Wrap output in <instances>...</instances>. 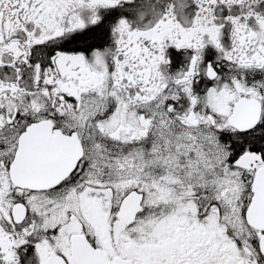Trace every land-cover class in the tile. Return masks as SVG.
<instances>
[{
	"label": "snow or ice",
	"instance_id": "6c2138e0",
	"mask_svg": "<svg viewBox=\"0 0 264 264\" xmlns=\"http://www.w3.org/2000/svg\"><path fill=\"white\" fill-rule=\"evenodd\" d=\"M0 264H264V0H0Z\"/></svg>",
	"mask_w": 264,
	"mask_h": 264
}]
</instances>
